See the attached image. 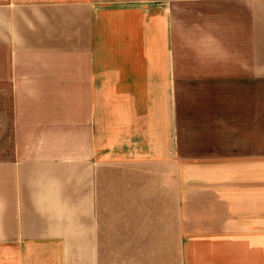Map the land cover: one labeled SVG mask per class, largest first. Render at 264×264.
Instances as JSON below:
<instances>
[{"label": "crops", "instance_id": "obj_1", "mask_svg": "<svg viewBox=\"0 0 264 264\" xmlns=\"http://www.w3.org/2000/svg\"><path fill=\"white\" fill-rule=\"evenodd\" d=\"M0 264H264V0H0Z\"/></svg>", "mask_w": 264, "mask_h": 264}]
</instances>
